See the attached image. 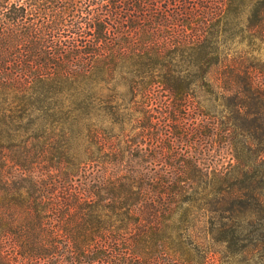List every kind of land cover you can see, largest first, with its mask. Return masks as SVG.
Here are the masks:
<instances>
[{
	"label": "trees",
	"instance_id": "trees-1",
	"mask_svg": "<svg viewBox=\"0 0 264 264\" xmlns=\"http://www.w3.org/2000/svg\"><path fill=\"white\" fill-rule=\"evenodd\" d=\"M262 48L264 0H0V264H264Z\"/></svg>",
	"mask_w": 264,
	"mask_h": 264
},
{
	"label": "rangeland",
	"instance_id": "rangeland-1",
	"mask_svg": "<svg viewBox=\"0 0 264 264\" xmlns=\"http://www.w3.org/2000/svg\"><path fill=\"white\" fill-rule=\"evenodd\" d=\"M241 49L249 51L252 48H250V46H246L244 42L238 43L237 40H234V42H231L228 46V50H232V51L241 50ZM258 56L264 59V48L260 50Z\"/></svg>",
	"mask_w": 264,
	"mask_h": 264
}]
</instances>
